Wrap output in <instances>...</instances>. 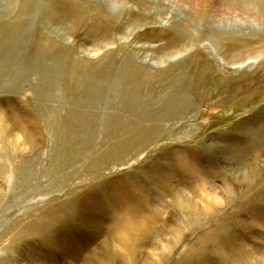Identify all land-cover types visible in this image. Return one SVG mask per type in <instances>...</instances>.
<instances>
[{"label": "rangeland", "instance_id": "obj_1", "mask_svg": "<svg viewBox=\"0 0 264 264\" xmlns=\"http://www.w3.org/2000/svg\"><path fill=\"white\" fill-rule=\"evenodd\" d=\"M0 26V264H264V0H0Z\"/></svg>", "mask_w": 264, "mask_h": 264}, {"label": "bare ground", "instance_id": "obj_2", "mask_svg": "<svg viewBox=\"0 0 264 264\" xmlns=\"http://www.w3.org/2000/svg\"><path fill=\"white\" fill-rule=\"evenodd\" d=\"M30 6H31V5H30ZM28 8H29V7H28ZM1 26H2V25H1ZM1 26H0V27H1ZM6 28H7V27H6ZM9 29H11V28H9ZM42 40H43V39H42ZM49 42H50V41H49ZM46 43H47V41H46ZM13 59H14V58H13ZM64 62H65V60H64ZM129 64H130V63H129ZM58 65H59V64H58ZM130 65H131V64H130ZM233 68H234V67H233ZM9 69H10V68H9ZM12 69H14V68H12ZM54 72H55V71H54ZM130 72H131V71H130ZM13 75H14V74H13ZM9 78H12V77L9 76ZM96 79H97V78H96ZM129 79H130V78H129ZM96 82H97V80H96ZM94 83H95V82H94ZM97 84H98V82H97ZM96 86H98V85H96ZM96 86H95V87H96ZM189 86H190V85H189ZM89 87H90V85H89ZM87 88H88V87H87ZM184 88H185V87H184ZM95 89H96V88H95ZM89 90H90V89H89ZM187 91H188V90H187ZM86 92H87V91H86ZM89 92H90V91H89ZM100 93H101V92H100ZM84 94H85V93H84ZM94 94H95V93H94ZM49 95H50V94H49ZM85 95H86V94H85ZM90 95H91V94H90ZM98 95H99V94H98ZM94 97H95V96H94ZM179 97H181V96H179ZM185 97H186V96H185ZM100 98H101V97H100ZM183 98H184V96H183ZM183 98H182V99H183ZM97 99H98V98H97ZM178 99H179V98H178ZM88 100H90V99H88ZM83 101H84V99H83ZM85 101H86V100H85ZM184 101H185V100H184ZM187 101H188V100H187ZM88 102H89V101H88ZM96 102H97V101H96ZM100 102H102V101H100ZM123 102L125 103V100H124ZM188 102H189V101H188ZM91 103H92V102H91ZM93 103H94V102H93ZM179 103H180V102H179ZM73 104H74V103H73ZM73 104H72V105H73ZM176 104H177V103H176ZM82 105H83V103H82ZM90 105H91V104H90ZM96 105H99V104H96ZM72 107H73V106H72ZM85 107H86V106H85ZM85 107H84V109H85ZM94 107H95V106H94ZM123 107H124V106H123ZM45 108H46V107H45ZM50 108H52V107H50ZM50 108H49V109H50ZM75 108H77V107H75ZM81 109H82V108H81ZM53 110H54V109H53ZM79 110H80V108H79ZM85 110H86V109H85ZM89 111H90V110H89ZM94 111H95V109H94ZM71 112H72V111H71ZM121 112H122V111H121ZM78 113H79V112H78ZM50 114H51V113H50ZM56 114H57V113H56ZM74 114H75V113H74ZM76 114H77V113H76ZM76 114H75V115H76ZM93 114H94V113H93ZM79 115H80V114H79ZM79 115H78V116H79ZM89 115H90V114H89ZM95 115H96V114H95ZM69 116H70V115H69ZM82 116H84V115H82ZM87 116H88V115H87ZM93 116H94V115H93ZM59 117H60V116H59ZM71 117H72V116H71ZM84 117H85V116H84ZM89 117H90V116H89ZM91 117H92V116H91ZM74 118H75V117H74ZM69 119H70V118H69ZM75 119H77V118H75ZM54 121H56V120H54ZM85 121H87V120H85ZM85 121H84V122H85ZM88 121H89V120H88ZM52 122H53V121H52ZM81 122H82V121H81ZM14 127H15V126H14ZM80 128H81V127H80ZM0 130H1L2 135H3V136L0 138V141H1V140H3L4 137H6V138L8 137V135H9V131H8V130H9V127H8V125L6 126V125L4 124L3 127H0ZM18 131H19V130H18ZM21 131H22V130H21ZM11 132H13V131H11ZM11 132H10V133H11ZM12 136H13V135H12ZM6 138H5V139H6ZM8 141H9V143L11 144V145H10L11 148L14 147V146H17L18 143H19V142L17 141V142H16L17 144H16V143H15V144H12V142H14V141H11V140H8ZM12 145H13V146H12ZM16 148H17V147H16ZM19 166H20V165H19ZM23 173H24V172H23ZM93 225H95V224H93ZM92 227H93V226H92ZM95 229H96V227H95ZM97 229H98V228H97ZM97 229H96V230H97ZM96 230H95V231H96ZM98 230H99V229H98ZM97 232H98V231H97ZM22 238H23V237H22ZM22 238H21V239H22ZM125 238H127V237H125ZM141 241H142V240H141ZM138 245H139V244H138ZM105 246H106V245H105ZM156 256H157V255H156Z\"/></svg>", "mask_w": 264, "mask_h": 264}]
</instances>
